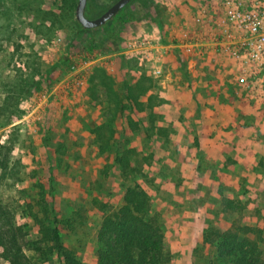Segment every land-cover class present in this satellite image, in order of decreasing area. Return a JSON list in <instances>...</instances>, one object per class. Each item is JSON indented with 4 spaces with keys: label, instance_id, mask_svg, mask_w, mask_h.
<instances>
[{
    "label": "rangeland",
    "instance_id": "374dc122",
    "mask_svg": "<svg viewBox=\"0 0 264 264\" xmlns=\"http://www.w3.org/2000/svg\"><path fill=\"white\" fill-rule=\"evenodd\" d=\"M116 1L89 0V15H101ZM155 1L163 11L164 31L149 21L128 22L118 46L108 49L109 43L103 48L86 44L89 35L77 25L78 0H0V108L18 105V119L0 126V147L15 146L11 161L23 165L18 179L2 180L0 194L5 201L20 200L26 211L25 217L17 211V221L27 224L29 240L38 235L26 201L39 197L40 184L45 183L46 197L55 196L61 218L79 210L74 230L63 223L59 228L82 264H96L101 217L122 205L135 181L149 192L159 214L172 256L168 264H209L214 250L204 244L203 234L211 225H230L238 218V224L250 226L264 217V88H241L231 67L211 58L189 60L164 47L194 31L193 16L218 0ZM143 2L133 0L127 9L139 10ZM155 37L163 46L140 48ZM100 72L107 83L97 84L98 98L92 100L88 88ZM142 73L152 88L141 100L157 96L153 100L163 116L156 125L167 128L168 136L153 129V138H147V109L137 111L142 119L134 131L127 124L130 112L116 110L120 92ZM17 83L25 91L13 98L10 90ZM93 126L108 133L126 130L122 149L153 154L142 174L124 180L113 156L100 157ZM224 194L246 208L223 212Z\"/></svg>",
    "mask_w": 264,
    "mask_h": 264
},
{
    "label": "trees",
    "instance_id": "16d2710c",
    "mask_svg": "<svg viewBox=\"0 0 264 264\" xmlns=\"http://www.w3.org/2000/svg\"><path fill=\"white\" fill-rule=\"evenodd\" d=\"M88 2L86 16L92 18L93 16L89 15ZM131 2L133 0L101 27L85 28L77 21L79 31L89 35V39L86 40L89 48H103L108 43V49H110L109 45L116 48L123 29L128 22L132 21L156 23L160 32L164 31L163 11L155 0H144L139 10H128L127 7ZM134 64L137 65V63ZM96 77L99 81L95 82L94 76L88 88L92 100L98 98L97 84L107 83L108 79L106 74L101 72L96 74ZM145 77L146 75L142 73L135 84L127 85L124 88V94L119 91L116 110L121 113H125L126 110L130 112L127 124L134 131L138 129L140 118L142 119L137 111L147 109L150 123L147 126V138H153L150 132L153 129H157L160 135L168 136L167 128L156 125V121L163 116L157 110L159 102L153 100L157 96L152 94L148 96L147 101L141 100V96L152 88L151 83H145ZM22 85L17 83L11 88L13 98L23 94L25 89ZM17 107L18 105L10 104L0 108V126H8L18 119ZM112 120L109 121L112 122ZM91 131L94 134L93 141L98 146L99 156L105 160L113 156V163L120 167L124 180L134 179L137 174H142L143 164L149 163L153 158V154H144L135 147L125 146L122 149L119 146V141L125 137L126 130L121 131L120 135L117 130L108 133L102 131L100 126H93ZM14 148L12 144L0 147V185L3 184L2 180L8 177L18 179L21 173L20 167L23 165L11 161ZM104 171L106 168L102 170V173ZM13 182L7 186L11 187ZM101 185L100 182L97 187L101 188ZM39 187L40 198L31 196L34 203L26 201L27 210L30 212L27 216L37 227L36 240H29L27 224L17 221V211L21 209L20 200L5 201L0 194V261L4 260L8 264H48L57 259L56 264H82L75 250L63 240L59 228L60 223H63L68 229L74 230L77 217L80 215L79 210L74 213L75 216L61 218L55 205V196L50 195L52 200L46 197L45 183L40 184ZM18 191L25 192L19 189ZM93 203L98 208L105 204L97 198H93ZM222 203V211L225 213H239L246 208L242 201L225 194L222 196ZM25 211L21 209L22 217H25ZM101 218L96 235L98 243L96 264H168L171 262L169 244L161 226L159 214L153 210L152 197L137 181L127 186L122 205L108 213L104 212ZM238 221L236 218L230 225L214 224L204 232V244H208L214 250V258L209 261V264H264V217L261 223L250 226L238 224ZM30 251L33 254H29Z\"/></svg>",
    "mask_w": 264,
    "mask_h": 264
},
{
    "label": "built area",
    "instance_id": "2783aa9c",
    "mask_svg": "<svg viewBox=\"0 0 264 264\" xmlns=\"http://www.w3.org/2000/svg\"><path fill=\"white\" fill-rule=\"evenodd\" d=\"M193 21L194 31L164 47L176 48L189 60L211 58L231 67L239 74L241 88H264V0L213 1L201 7ZM154 39L142 42L140 48L158 49L161 44L158 37Z\"/></svg>",
    "mask_w": 264,
    "mask_h": 264
},
{
    "label": "water",
    "instance_id": "95a60500",
    "mask_svg": "<svg viewBox=\"0 0 264 264\" xmlns=\"http://www.w3.org/2000/svg\"><path fill=\"white\" fill-rule=\"evenodd\" d=\"M130 1L132 0H117L98 17L89 18L86 16V6L88 0H78L76 7V19L85 28L101 27L117 15Z\"/></svg>",
    "mask_w": 264,
    "mask_h": 264
},
{
    "label": "crops",
    "instance_id": "0c3cea01",
    "mask_svg": "<svg viewBox=\"0 0 264 264\" xmlns=\"http://www.w3.org/2000/svg\"><path fill=\"white\" fill-rule=\"evenodd\" d=\"M137 134H135V133H132L131 135H130V139L131 140H133V141H135L134 139H135V136H136ZM123 181V180H122Z\"/></svg>",
    "mask_w": 264,
    "mask_h": 264
}]
</instances>
